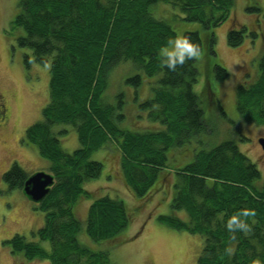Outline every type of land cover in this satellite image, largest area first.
Listing matches in <instances>:
<instances>
[{
    "label": "trees",
    "instance_id": "16d2710c",
    "mask_svg": "<svg viewBox=\"0 0 264 264\" xmlns=\"http://www.w3.org/2000/svg\"><path fill=\"white\" fill-rule=\"evenodd\" d=\"M234 5L235 0H20L12 28L20 31L17 46L28 52L25 66H50V99L42 121L27 129L24 140L49 162L47 173L55 183L36 204L45 214L44 225L34 234L39 241L15 235L4 242L13 257L24 264H111L110 250L131 241L117 242L132 224L133 213L109 194L95 198L86 185L100 179L105 169L92 155L113 146L121 154V181L138 203L160 190L170 191L172 212L182 211L188 220L171 214L159 215L157 221L202 236L197 264H264V183L256 163L239 148L247 138L220 142L216 135L201 140L209 128L218 127L217 120L227 117L211 83L229 77L214 59V30L229 19ZM192 23L199 28H190ZM247 34L245 26L231 29L228 46L240 47ZM177 35L190 38L201 54L170 71L158 53ZM120 66L143 72L125 77L122 84L141 88L146 78L153 81V95L135 108L147 114L156 131L126 128L131 105L121 94L116 104L107 100L110 75ZM257 70L255 83L238 85L236 112L242 123L264 128V46ZM199 80L204 83L197 90ZM206 95L212 97L213 109L204 104ZM5 111L0 104V113ZM71 129L80 147L67 153L60 137ZM193 141L199 149L178 151ZM175 151L177 158L172 159ZM105 172L111 179L108 167ZM28 178L16 163L3 175L11 189L23 190ZM83 200L91 204L85 230L76 211ZM245 210L253 213L244 218L248 230H229V219ZM83 232L111 248L90 249L80 240ZM41 243H48L49 249Z\"/></svg>",
    "mask_w": 264,
    "mask_h": 264
},
{
    "label": "rangeland",
    "instance_id": "374dc122",
    "mask_svg": "<svg viewBox=\"0 0 264 264\" xmlns=\"http://www.w3.org/2000/svg\"><path fill=\"white\" fill-rule=\"evenodd\" d=\"M19 2L20 0H0V104L7 107V112L0 113V264H24L11 255L10 247L5 246L4 242L15 235L25 237L27 241L38 242L34 234L45 223V214L25 196L23 190L11 189L5 183L3 175L15 163L29 176L41 171L48 172L50 167L49 162L39 155L37 148L24 140L27 129L42 121L43 109L50 99V66H25L24 58L28 52L17 46L16 40L20 31L12 28V22L20 12ZM162 6L171 10L167 5ZM253 8L260 11L249 10ZM178 23L182 30L183 23ZM242 26L248 30L243 45L230 48L227 43L228 32L231 29L239 30ZM196 27L199 28V24H190V28ZM176 29L181 33L180 29ZM214 32L217 38V56L214 59L226 68L229 77L223 82L211 83L215 87L213 90L219 93V100L227 117L217 120L218 127L209 128V133L202 135L201 140L208 142L217 135V140L222 142L245 136L247 141L240 144L239 148L256 163L262 175L260 183H264V153L258 144V140L264 138V128L242 123L237 115L235 102L238 85H252L257 80L258 61L264 46V0H235L229 19ZM252 33H255V37ZM203 53H206L205 49ZM135 74L143 75V72L132 70L129 66H120L114 70L109 78L112 87L107 93V100L116 104L117 95L121 94L124 102L131 105L130 112L127 113L126 128L135 132H154V123L149 121L147 114L136 110L138 105L153 95L150 90L153 81L146 78L141 88L122 84L125 77L130 79ZM203 83H198L197 90L202 88ZM210 97L204 96L203 101L213 109L214 104H211ZM60 141L62 149L67 153L80 147L74 129L62 135ZM187 147L192 150L199 149L193 141L178 151L181 152ZM177 155L175 151L171 158H177ZM91 160L102 162L105 169L100 179L87 183L86 189L93 192L95 198L104 193L121 199L130 213H133L132 224L121 233L117 242L127 241L129 237H132L131 241L110 250L111 264H197L203 248L202 236L172 230L157 221L159 215L171 214L184 222L188 220L184 212H172L173 198L170 191L160 190L147 201L138 203L118 174L121 154L115 147L110 146L103 152L94 153ZM179 161H182L181 157ZM107 167L111 179L107 178ZM154 187L158 186L155 184ZM90 205V200H83L76 206L77 216L84 230ZM136 235L139 238H133ZM80 240L95 251L104 252L111 248L108 243H94L85 232L80 235ZM41 244L49 249L48 243ZM26 264L47 263L34 261Z\"/></svg>",
    "mask_w": 264,
    "mask_h": 264
},
{
    "label": "clouds",
    "instance_id": "9594fccd",
    "mask_svg": "<svg viewBox=\"0 0 264 264\" xmlns=\"http://www.w3.org/2000/svg\"><path fill=\"white\" fill-rule=\"evenodd\" d=\"M158 54L163 66L170 71H175L178 65H183L186 60L199 57L201 53L198 46L190 38L177 35L174 39H170L166 46L161 47ZM252 214V212L245 210L233 215L229 219L227 227L229 230L240 229L247 231L249 225L244 218ZM256 264H259V261Z\"/></svg>",
    "mask_w": 264,
    "mask_h": 264
},
{
    "label": "water",
    "instance_id": "95a60500",
    "mask_svg": "<svg viewBox=\"0 0 264 264\" xmlns=\"http://www.w3.org/2000/svg\"><path fill=\"white\" fill-rule=\"evenodd\" d=\"M259 144L264 151V138L259 139ZM55 183L54 176L47 172H37L27 179L23 192L34 204H40L49 195Z\"/></svg>",
    "mask_w": 264,
    "mask_h": 264
}]
</instances>
